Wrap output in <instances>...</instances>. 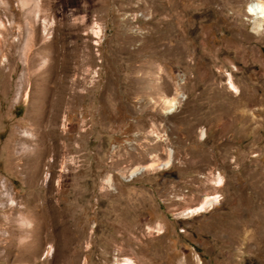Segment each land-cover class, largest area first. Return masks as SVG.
<instances>
[{
	"label": "rangeland",
	"instance_id": "rangeland-1",
	"mask_svg": "<svg viewBox=\"0 0 264 264\" xmlns=\"http://www.w3.org/2000/svg\"><path fill=\"white\" fill-rule=\"evenodd\" d=\"M249 1L0 0V264H264V30ZM167 148L168 168L126 180ZM209 194L218 204L178 216Z\"/></svg>",
	"mask_w": 264,
	"mask_h": 264
},
{
	"label": "bare ground",
	"instance_id": "bare-ground-1",
	"mask_svg": "<svg viewBox=\"0 0 264 264\" xmlns=\"http://www.w3.org/2000/svg\"><path fill=\"white\" fill-rule=\"evenodd\" d=\"M247 13L249 15H251V17L249 18L250 21L253 22V27H252V30L253 31H263L264 30V0H250L248 3H247ZM0 25H3V22L0 21ZM91 32L97 37V38H101L102 34H103V27L101 24H99L98 22H94L93 25L91 26L90 28ZM0 36H1V33H0ZM61 66V67H60ZM62 67H65L64 66V61L62 60V63L61 65L59 64V68H62ZM227 84L229 85V88L233 91H236L238 90V87L237 85L234 83V81L232 80V77L231 75H229V78L227 80ZM20 89H18L17 91V97L19 96L20 94ZM181 95V93H178L177 96ZM26 96H28V93H26ZM177 96H172V97H163L162 98V104H163V107L166 109L167 112H170L172 110H174L180 100H179V97ZM152 133H154V131L152 130ZM23 135L25 137H28L27 139H31L33 138V135L31 132H28L25 131L23 133ZM26 139V141H28ZM31 141V140H30ZM166 153H167V157L165 160H160L159 158L158 159H152L151 161L147 162V163H144V164H138V165H135L133 167H131L128 171V176H127V179L126 180H130L134 177H136L137 174H139L140 172L142 171H145V170H148V171H155L156 169H165V168H168L171 163H172V160H173V151L171 148H167L166 150ZM50 166V165H49ZM48 167V166H47ZM47 171V170H46ZM127 173V172H126ZM141 174V173H140ZM48 175L49 174H46L45 175V178L47 179L48 178ZM52 175V174H51ZM103 183L108 187V188H114L113 187V181H112V176L111 174H107L105 176V178L103 179ZM223 183V178H222V175L220 173H218L216 179L214 180V184L216 186H220L221 184ZM104 186V187H106ZM6 196H8V199H9V203L12 205V206H17V202L16 200L11 196V194H9L8 192H5L4 193ZM219 201V194H212V195H206L205 197H203V199L196 205L194 206H190V207H187V208H184L179 212L178 216H181V217H184V218H188V217H192L194 216L195 214H200L201 212H206L207 210L211 209L213 207V205L216 203H218ZM21 206V205H20ZM50 210V209H49ZM51 213V212H50ZM51 215V214H50ZM19 216H20V222L22 224H25L26 226L27 225H31V220L25 216L23 213H19ZM55 217V216H54ZM56 218V217H55ZM46 220V219H45ZM49 220H52V217L49 218ZM57 221V220H56ZM46 222V221H45ZM49 222V221H47ZM52 223V222H50ZM62 223V222H61ZM46 226V227H45ZM52 225H50V227L46 224L44 225V227L47 229V227L49 229H47V232H46V235H49V232H50V228H51ZM54 226V225H53ZM59 226V225H58ZM61 226V225H60ZM33 227L35 226H32V228H22V230H20V233H19V237L22 238L23 240L24 239H28L29 235H30V231L33 230ZM43 227V226H42ZM58 228V227H57ZM35 229V228H34ZM55 230V228H53ZM61 232V231H59ZM33 233V232H32ZM31 233V235H32ZM56 233V232H55ZM54 234V233H53ZM34 235V234H33ZM44 235V234H43ZM55 235V234H54ZM58 235V234H57ZM7 236H10L7 237L9 238V241L7 243V245L5 246H12V244L14 243V236L11 235L10 233H8ZM13 237V238H12ZM46 237V236H45ZM49 237V236H47ZM64 237V236H63ZM60 238V237H59ZM27 242H25L24 244H26ZM23 244V245H24ZM27 246V244L25 245ZM46 257L48 255H51L52 253V250H53V247L52 245L50 244L48 249H46ZM121 264H134L133 263V260L129 257H125L122 259V263Z\"/></svg>",
	"mask_w": 264,
	"mask_h": 264
},
{
	"label": "crops",
	"instance_id": "crops-1",
	"mask_svg": "<svg viewBox=\"0 0 264 264\" xmlns=\"http://www.w3.org/2000/svg\"><path fill=\"white\" fill-rule=\"evenodd\" d=\"M258 171H260V170H258ZM222 178H223V177H222ZM216 187H217V186H216ZM218 187H219V186H218ZM215 204H216V203H215ZM215 204H214V205H215ZM217 204H218V203H217Z\"/></svg>",
	"mask_w": 264,
	"mask_h": 264
}]
</instances>
